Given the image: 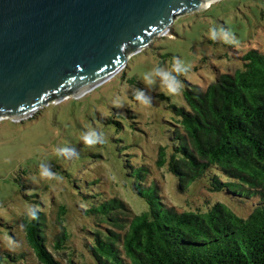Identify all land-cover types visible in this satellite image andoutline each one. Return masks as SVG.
I'll return each mask as SVG.
<instances>
[{"label": "trees", "instance_id": "16d2710c", "mask_svg": "<svg viewBox=\"0 0 264 264\" xmlns=\"http://www.w3.org/2000/svg\"><path fill=\"white\" fill-rule=\"evenodd\" d=\"M236 58L240 66L218 71L208 84L183 78L173 97L146 92L126 68L111 80L125 78L128 91L112 102L105 96L96 102L104 83L68 99L79 103L72 118L83 144L81 155L67 156L69 167H55V178L62 174L69 182L66 202L56 201L62 229L52 223L51 201L17 218L0 217L7 230L0 264H66L76 254L90 264H264V50L251 48ZM138 90L149 104L136 98ZM92 130L102 142L87 145L82 136ZM91 160L110 161L146 209L137 212L121 197L101 194L99 171L79 175ZM170 181L179 193L192 189L185 208L166 201ZM209 193L249 212L239 214Z\"/></svg>", "mask_w": 264, "mask_h": 264}, {"label": "rangeland", "instance_id": "374dc122", "mask_svg": "<svg viewBox=\"0 0 264 264\" xmlns=\"http://www.w3.org/2000/svg\"><path fill=\"white\" fill-rule=\"evenodd\" d=\"M213 28L217 29L216 39H212L210 35V29ZM221 28L236 43H226L219 32ZM251 48L264 50V0H215L200 10L179 14L165 32L152 37L147 47L129 53L127 63L115 75L127 68L126 75H138L146 92L172 96L168 85L175 87V83L171 80L165 82L162 76L156 74L157 67L175 76L180 82L181 91L183 78L205 85L215 79L218 71H234L241 62L236 58L237 53ZM174 64L181 69L187 68V71H175ZM111 78L95 91L96 102L106 101V98L112 102L119 92L127 93L128 83L125 78ZM92 91L93 89L89 92ZM129 91L133 93L134 90ZM70 98L79 97L66 95L63 99L52 100L20 118H0V217L14 215L17 218L22 216L25 209L43 207L51 201L52 223L56 231L62 229L57 221L56 201L66 202L63 186L69 188V182L62 174L56 176L55 180V175L59 172L55 167L58 164L69 167L67 158L70 155H81L79 147L83 144L78 139L81 133L72 118V111L79 103L68 100ZM151 132V139L156 141L152 127ZM62 148L73 151H57ZM41 165H46L54 176H42ZM93 170L104 175L100 176L97 186L101 194L121 197L137 212L146 209V204L123 185L118 171L110 161L83 162L79 175ZM73 190L81 197L78 189ZM165 190L168 196L166 201L182 209L186 207L182 203L186 198L190 201L194 198L191 188L184 194L179 193L174 189L172 181L166 184ZM81 191L84 192V189ZM209 195L212 201L220 197V200L239 214L245 215L249 212L243 213L224 195ZM3 230L7 231L0 225V238L6 237L7 233ZM19 237L23 238L22 232ZM29 259L30 262L36 261L32 255ZM64 261L66 264H90L79 254L73 257L72 263L67 257Z\"/></svg>", "mask_w": 264, "mask_h": 264}, {"label": "water", "instance_id": "95a60500", "mask_svg": "<svg viewBox=\"0 0 264 264\" xmlns=\"http://www.w3.org/2000/svg\"><path fill=\"white\" fill-rule=\"evenodd\" d=\"M204 2L0 0V118L86 94Z\"/></svg>", "mask_w": 264, "mask_h": 264}, {"label": "clouds", "instance_id": "9594fccd", "mask_svg": "<svg viewBox=\"0 0 264 264\" xmlns=\"http://www.w3.org/2000/svg\"><path fill=\"white\" fill-rule=\"evenodd\" d=\"M219 32L223 35V39L226 43H236L234 38H230L229 34L227 32H225L224 29H220ZM217 29L213 28L210 29V35L212 39H216L217 38ZM173 68L175 71L180 72V71H187V68L181 69L178 65L174 64ZM156 74L162 76L163 80L165 82L171 80L175 83V87H173L171 84L168 85L169 87V92L171 93H178L180 91V82L176 79L175 76H173L171 73L169 72H165L163 71L161 68L157 67L155 69ZM149 83H152L151 80L148 81ZM136 98L138 100H140L143 104H149L150 98L145 96L143 93V90H138L137 94H136ZM82 140L85 144L87 145H91V144H95L97 142H102L101 136L100 134H98L97 132H95V130L89 131L88 133L84 134L82 136ZM60 153H65V152H70L73 151L72 149H67V148H62V149H58L57 150ZM41 168L43 169L41 175L42 176H47V177H53L54 174L52 172H50L47 168L46 165H41ZM31 215L33 216V218H35L36 213L33 211L31 213Z\"/></svg>", "mask_w": 264, "mask_h": 264}, {"label": "bare ground", "instance_id": "6f19581e", "mask_svg": "<svg viewBox=\"0 0 264 264\" xmlns=\"http://www.w3.org/2000/svg\"><path fill=\"white\" fill-rule=\"evenodd\" d=\"M213 1L215 0H205L203 8L207 7Z\"/></svg>", "mask_w": 264, "mask_h": 264}]
</instances>
